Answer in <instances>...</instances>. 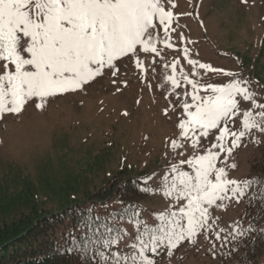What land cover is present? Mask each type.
<instances>
[{
    "label": "snow or ice",
    "instance_id": "6c2138e0",
    "mask_svg": "<svg viewBox=\"0 0 264 264\" xmlns=\"http://www.w3.org/2000/svg\"><path fill=\"white\" fill-rule=\"evenodd\" d=\"M176 6L174 0H0V120L19 115L34 98L39 100L36 107L43 108L49 97L84 90L105 72L114 77L124 59L147 71L140 57L159 55L161 30L169 37L179 16L191 15L174 13ZM163 42L173 47L167 39ZM188 52L185 48L184 54ZM188 63L233 79L223 85H201L183 77L181 131L169 147L173 159L182 157L188 147L192 155L170 162L162 176L154 172L143 177L146 183L138 189L163 196L168 207L146 210L120 200L119 209L104 215L87 208L67 233L72 243L66 251L79 254L80 264H156L162 252L171 257L185 242L196 244L200 235L212 251L218 242L224 247L255 231L239 221L227 228L214 227L219 218L212 212L226 208V201L246 200L264 214V177H229V170L237 166L230 158L242 139L254 130L264 134V102L258 99L264 85L257 91L239 73L191 59ZM171 67L175 72L176 63ZM167 79L173 90L182 86L173 75ZM242 102L251 106L242 109ZM210 134L213 141L199 151L201 139ZM158 176L156 187L148 183Z\"/></svg>",
    "mask_w": 264,
    "mask_h": 264
},
{
    "label": "rangeland",
    "instance_id": "374dc122",
    "mask_svg": "<svg viewBox=\"0 0 264 264\" xmlns=\"http://www.w3.org/2000/svg\"><path fill=\"white\" fill-rule=\"evenodd\" d=\"M174 2V13L191 15H180L169 37L161 30L159 55L140 57L147 71L124 59L114 77L105 72L84 90L49 97L43 108L36 107L39 100L34 98L19 115L0 120V223L33 210L44 216L75 204L103 215L121 207L117 184L154 172L162 176L170 162L191 156L193 150L188 147L182 157L173 159L169 147L181 131L183 77L201 85H223L233 78L190 65V59L239 73L257 91L264 85V0ZM165 39L173 47H167ZM169 75L182 86L173 90ZM250 106L241 104L242 109ZM240 126L241 118H237L235 127ZM261 138L254 130L242 139L230 158L237 165L229 170L230 178H246ZM213 139L211 134L207 140L202 138L199 151ZM183 168L189 170L187 165ZM115 176L117 184L108 189ZM148 183L156 187L159 176ZM243 202L226 201V208L215 209L212 215L219 219L214 227L227 228L238 221ZM105 203L107 208L102 207ZM169 203L161 195L149 194L142 205L146 210H162ZM143 215L152 219L148 211ZM228 245L221 247L218 242L209 251L211 245L200 235L196 244L185 242L171 257L162 252L156 264H219Z\"/></svg>",
    "mask_w": 264,
    "mask_h": 264
},
{
    "label": "trees",
    "instance_id": "16d2710c",
    "mask_svg": "<svg viewBox=\"0 0 264 264\" xmlns=\"http://www.w3.org/2000/svg\"><path fill=\"white\" fill-rule=\"evenodd\" d=\"M258 99L264 102V93ZM249 164L246 177H264V134ZM117 178L108 189L117 184ZM142 178H129L117 184L119 199L143 207L142 202L149 194L138 190L145 184ZM258 207H250L244 200L238 221L244 227L251 224L255 231L226 246L219 264H264V214H258ZM85 210L81 204L44 216L33 210L16 220L0 223V264H80L79 254L66 251L72 243L67 233L86 215ZM254 216L258 218L254 220Z\"/></svg>",
    "mask_w": 264,
    "mask_h": 264
}]
</instances>
